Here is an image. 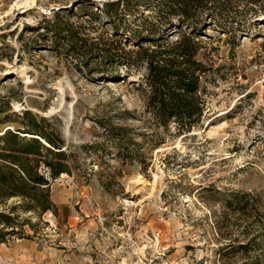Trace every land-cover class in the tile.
<instances>
[{"label":"rangeland","instance_id":"1","mask_svg":"<svg viewBox=\"0 0 264 264\" xmlns=\"http://www.w3.org/2000/svg\"><path fill=\"white\" fill-rule=\"evenodd\" d=\"M103 1L0 0V133L22 129L25 110L46 117L70 165L50 183L55 214L18 210L31 226L0 241V264H264V17L222 28L204 12L194 30L170 17L165 37L194 31L210 67L201 125L174 135L146 110L144 64L86 58L45 28L57 19L99 46L137 48L140 15L156 13L114 24ZM113 127L135 145L116 146ZM254 234V250L236 251Z\"/></svg>","mask_w":264,"mask_h":264},{"label":"trees","instance_id":"2","mask_svg":"<svg viewBox=\"0 0 264 264\" xmlns=\"http://www.w3.org/2000/svg\"><path fill=\"white\" fill-rule=\"evenodd\" d=\"M141 8L153 10L156 16L148 19L140 15L141 23L131 35L137 48L126 49L116 37L105 46H99L57 19L47 21L45 28L56 42L68 43L72 50L86 58L126 66L144 64L146 110L154 125L174 135L190 132L201 125L204 117L206 102L201 78L210 67L198 58L204 45L194 31L183 32L172 41L165 37L170 17H176L177 23L193 30L202 24L200 16L204 12L222 28L231 27L233 23L239 26L250 13L264 17V0H104L101 4V11L114 24L139 16L136 14L141 13ZM114 31L116 36L118 30ZM22 118V129H6L0 133V205L4 206L13 197L22 200L0 210V241L7 234L18 233L17 224L31 226L29 219L18 220V210L37 215L47 210L56 213L57 206L50 198L51 181L38 170L41 162L50 168L52 179L70 172L64 140L48 119L28 110L22 113ZM110 134L118 147L135 145L132 139L126 141L127 133L121 127H113ZM162 142V139L154 141L153 146L158 147ZM226 206L237 211L246 208L244 203L232 200ZM256 237L254 234L238 243L236 251L247 254L254 250L259 245Z\"/></svg>","mask_w":264,"mask_h":264},{"label":"built area","instance_id":"3","mask_svg":"<svg viewBox=\"0 0 264 264\" xmlns=\"http://www.w3.org/2000/svg\"><path fill=\"white\" fill-rule=\"evenodd\" d=\"M39 173L42 174L48 181H51L50 168L45 165L43 162L39 165Z\"/></svg>","mask_w":264,"mask_h":264},{"label":"bare ground","instance_id":"4","mask_svg":"<svg viewBox=\"0 0 264 264\" xmlns=\"http://www.w3.org/2000/svg\"><path fill=\"white\" fill-rule=\"evenodd\" d=\"M6 129H8V128H6ZM6 129H4V130H6ZM4 130H3V131H4Z\"/></svg>","mask_w":264,"mask_h":264},{"label":"water","instance_id":"5","mask_svg":"<svg viewBox=\"0 0 264 264\" xmlns=\"http://www.w3.org/2000/svg\"><path fill=\"white\" fill-rule=\"evenodd\" d=\"M8 129H10V128H8ZM21 135H23V134H21Z\"/></svg>","mask_w":264,"mask_h":264}]
</instances>
